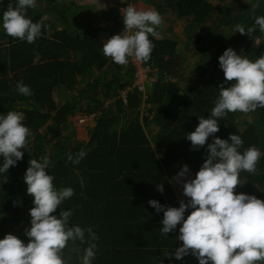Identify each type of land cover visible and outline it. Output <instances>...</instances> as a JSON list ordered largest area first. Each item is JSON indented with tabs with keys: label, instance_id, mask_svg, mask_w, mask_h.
<instances>
[{
	"label": "trees",
	"instance_id": "1",
	"mask_svg": "<svg viewBox=\"0 0 264 264\" xmlns=\"http://www.w3.org/2000/svg\"><path fill=\"white\" fill-rule=\"evenodd\" d=\"M11 2L14 4L15 0ZM252 2L254 6L247 11L245 0H146L148 7L157 10L162 18L172 16L185 23L184 50L188 53L198 47L194 52L202 60L193 69L185 70L187 54L178 52L177 40L170 37L169 27L161 29V39L150 37L154 48L148 62L171 80L157 81L149 88L143 109L139 92H127V103L117 100L103 110L89 127L85 142L71 140L72 127L66 122L72 123L77 112H94L100 104L99 96L117 98L119 90L130 83L131 71L124 73L102 50L104 43L118 34V28H124L120 10L126 7L117 11L115 6L106 5L99 12L97 23L83 13L85 22L81 26L76 3L36 0L37 7L29 9L27 16L33 22L43 19L48 27L42 29L41 37L34 43L14 39L0 28V114L23 112V123L32 132L28 146L22 150L23 158L6 173H0V239L13 234L25 244L28 242L25 230L30 228L29 210L34 205L26 210L32 197L27 194L24 174L31 159L48 157L52 164L46 171L54 176L56 188H73L74 195L53 214L71 209L70 226L82 228L93 227L95 221L86 215L90 202L78 196L79 184L164 178L160 170L187 156L184 154L191 142L186 136L195 130L200 117H210L219 86L235 83H225L218 57L232 48L238 55L256 59L258 48L244 43L249 35L236 32V26L243 25L246 30L255 28L252 37L264 34L255 25V17L264 16V0ZM93 76L89 82L87 79ZM18 82L29 86L32 95L19 94ZM82 82L85 86L73 94L75 86ZM218 122L220 130L215 137L227 139L230 134H237L243 140L241 152L255 146L264 153V124L257 113H228ZM149 124L157 134L153 142L145 128ZM212 142L210 136L205 145ZM81 149L87 155L79 164L67 160V154L75 157ZM256 168L254 174L242 171L241 179L261 177L264 181V155ZM70 245L73 244L69 242Z\"/></svg>",
	"mask_w": 264,
	"mask_h": 264
},
{
	"label": "clouds",
	"instance_id": "2",
	"mask_svg": "<svg viewBox=\"0 0 264 264\" xmlns=\"http://www.w3.org/2000/svg\"><path fill=\"white\" fill-rule=\"evenodd\" d=\"M36 7V0H15L14 4L10 0L0 18L4 32L14 39L34 43L41 37L42 29L48 27L43 19L33 22L28 18L27 11ZM120 12L124 29L104 43L103 54L117 65L128 64L129 58L148 62L154 48L150 37L162 38L158 31L163 24L161 14L154 8H137L134 3ZM255 25L264 32V16L255 17ZM254 31V27L246 30L243 25L236 26V32L242 35L250 36ZM218 61L225 83H235L229 87L219 86V96L210 117H200L195 130L186 136L193 149L204 146L213 136L195 178H187V165L173 177V181L183 183V195L188 200H180L179 207H166L156 200H149L148 204L157 213L163 212L161 235L181 225L178 239L182 245L173 253L177 260L191 254L199 264H264V200L235 192L247 182L246 177L241 179L240 173H256L257 163L264 153L255 146L241 152L243 140L237 134H230L227 139L214 136L220 130L219 119L228 113H256L257 108H264V55L253 61L227 48ZM16 90L24 96L32 95L30 87L22 82L17 83ZM24 119L21 111L0 114V156L3 157L0 173H6L23 158L22 150L32 136ZM86 155L81 149L75 157L67 154V160L79 164ZM28 164L24 182L34 205L29 210L30 228L25 230L29 239L27 244L13 234L0 239V264H69L64 250L69 242L75 245L77 241L87 244L81 264H92L97 248L95 241L99 239L92 227L70 226L71 209L53 214L62 202L74 195L73 188H56L54 176L46 171L52 164L48 157L40 161L31 159ZM157 190L162 193L163 186L158 185ZM187 209L192 211L185 218ZM168 255L167 252L165 257Z\"/></svg>",
	"mask_w": 264,
	"mask_h": 264
},
{
	"label": "crops",
	"instance_id": "3",
	"mask_svg": "<svg viewBox=\"0 0 264 264\" xmlns=\"http://www.w3.org/2000/svg\"><path fill=\"white\" fill-rule=\"evenodd\" d=\"M74 3L80 7V15L83 12L86 15L89 14L90 0H79ZM161 29H167L165 23L159 28L160 32ZM171 33L175 34L173 30ZM182 41H184L183 44L181 42L182 45L177 43L178 52L184 54L186 38L182 37ZM185 54L189 58L190 53L185 52ZM198 60H202L199 55L196 63ZM72 125L71 140L85 142L90 132L89 127L76 123ZM151 126L149 124L145 128L149 133L150 141L153 142L157 134H154L155 130ZM185 155L187 156L180 157L173 164L160 170L164 178L145 181L138 179L93 180L79 184L81 189L78 196L82 197L85 202H90L86 215L90 217V220L95 221L92 229L99 237L95 241L97 248L92 264H199L197 258L191 254L180 260L175 258L173 253L182 245L178 239L181 225L178 224L175 231L161 235L163 212L157 213L148 204L149 200H156L166 207H179L180 200L187 202L188 198L183 195V184L173 181V177L183 165H187L189 168L187 178L194 179L207 157V145L196 149L188 145ZM158 185L163 186L162 193L157 190ZM235 192L255 195L264 200V181L261 177L250 178L249 181L238 186ZM191 211L192 209L185 211V218ZM85 238L87 240V233H85ZM85 247H87L86 243L83 245L79 243L70 245L64 250L69 264H81ZM167 252L169 255L165 257Z\"/></svg>",
	"mask_w": 264,
	"mask_h": 264
},
{
	"label": "built area",
	"instance_id": "4",
	"mask_svg": "<svg viewBox=\"0 0 264 264\" xmlns=\"http://www.w3.org/2000/svg\"><path fill=\"white\" fill-rule=\"evenodd\" d=\"M121 19L118 18V22L120 23ZM123 27L118 28V34L123 31ZM264 39V34L262 36H246L244 39V43L250 47V48H259L262 41ZM257 41L260 42V44L256 43ZM124 73L127 72V70H130V80L129 84L122 90H119V95L117 98H110L105 99L103 96H99L100 104H98L97 109L94 112L84 114L81 112H77L72 117V123L78 124L81 126L91 127L95 124L98 117L101 115L102 111L106 108L110 107L112 104H114L117 100L120 101L123 105L127 103L126 100V94L127 92L132 91V89H135L139 92V96L141 97V108L143 109L145 107V100L147 98V92L149 88L155 84L157 81L163 80V81H170L171 79L168 77V75L164 72H161L157 68L153 66L151 62L141 63L136 61L134 58H129V63L126 65H120ZM93 77L88 78L89 82H92L94 79ZM85 86V82L78 83L75 86L74 91L72 92L75 94L77 90H81ZM151 117V116H150ZM61 134H63L61 132ZM180 184H183L180 182ZM33 205L31 202L29 205L26 206V210L28 211L29 207ZM17 232V231H15Z\"/></svg>",
	"mask_w": 264,
	"mask_h": 264
},
{
	"label": "rangeland",
	"instance_id": "5",
	"mask_svg": "<svg viewBox=\"0 0 264 264\" xmlns=\"http://www.w3.org/2000/svg\"><path fill=\"white\" fill-rule=\"evenodd\" d=\"M78 2L79 0H60V2L62 3H68V2ZM10 2V0H0V18H2L3 15V11L6 10V6L7 4ZM90 11L89 14H87L88 18H91V20L95 23H97L99 21V12L107 6H115V9L117 11H119L121 9V7H127L129 3H134L136 5L137 8H143V9H148V4L146 3V0H129L127 3L125 2H121V0H90ZM143 4V6H141ZM254 6V3L252 2V0H245V10H250L251 7ZM84 13V12H83ZM85 14V13H84ZM83 22H85V19L82 15H80L79 18V22L78 24L82 23L81 26L83 25ZM163 23H165V27H169L171 32L173 30V32L175 34H170L171 38H175V40H177V43L179 45H182L184 43V41H182V37H186L185 36V30H184V22L182 20H176L174 19L172 16H167V17H163ZM0 28H2V26L0 25ZM184 30V31H183ZM166 32V31H165ZM182 42V44H181ZM181 50V49H180ZM198 47H194L191 50L188 51L189 58L186 57V70H190L191 67L193 68V66L195 67L196 64V58L198 59V53L196 54L194 51H197ZM195 63V64H194ZM240 119L242 118V116L239 117ZM66 124L69 125V127H73L72 123L70 122V120H68V122H66ZM65 135V133L63 134ZM264 136V133H263Z\"/></svg>",
	"mask_w": 264,
	"mask_h": 264
},
{
	"label": "water",
	"instance_id": "6",
	"mask_svg": "<svg viewBox=\"0 0 264 264\" xmlns=\"http://www.w3.org/2000/svg\"><path fill=\"white\" fill-rule=\"evenodd\" d=\"M261 55H264V39L257 50L256 59L259 58ZM256 113L261 122L264 124V108H257Z\"/></svg>",
	"mask_w": 264,
	"mask_h": 264
}]
</instances>
